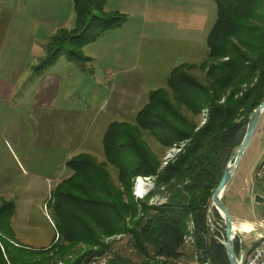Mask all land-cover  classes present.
Masks as SVG:
<instances>
[{
  "label": "trees",
  "instance_id": "trees-1",
  "mask_svg": "<svg viewBox=\"0 0 264 264\" xmlns=\"http://www.w3.org/2000/svg\"><path fill=\"white\" fill-rule=\"evenodd\" d=\"M106 1L72 0L73 27L49 38L33 70L43 72L61 56L88 62L83 48L127 21L122 12L106 11ZM211 1L215 20L205 39L206 59L173 68L164 87L149 92L132 122L109 123L101 140L104 161L79 153L65 162L71 174L51 190L46 204L56 231L50 245L31 249L17 244L10 225L14 205L0 203V264H95L113 248L107 240L123 237L141 258L139 264L176 260L186 237L192 239L197 264H229L221 244L222 220L213 209L211 230L206 213L248 117L264 100V0ZM190 70H198L202 79ZM204 108L207 120L195 131V118ZM144 135L162 151L189 142L158 170L160 159ZM108 166L115 169V180ZM137 176L155 177V190L142 201L131 195ZM153 195L164 201L149 204ZM233 245L236 255V239ZM77 247L82 250L71 259Z\"/></svg>",
  "mask_w": 264,
  "mask_h": 264
},
{
  "label": "rangeland",
  "instance_id": "rangeland-1",
  "mask_svg": "<svg viewBox=\"0 0 264 264\" xmlns=\"http://www.w3.org/2000/svg\"><path fill=\"white\" fill-rule=\"evenodd\" d=\"M124 2H127L128 8H126V12L122 13L127 16V21L119 28L121 29L119 32H125L127 35L117 40L111 37L109 41L129 40L132 48L137 50V61L134 59V54L130 59V65H132L130 72L142 76L145 80L141 106L143 107L147 102L148 93L164 87L173 68L181 64L198 65L206 59L205 39L215 20V6L211 0H124ZM70 25L72 26V24ZM63 59H65L64 56H61L58 60L61 62ZM82 65L91 67L85 63ZM71 66L75 67L76 64L72 63ZM56 68L59 70V65ZM189 72L194 77L202 79V74L198 70H190ZM86 77L89 78L90 76L87 74ZM68 85L71 89H76L78 86L76 78L72 85ZM31 87V80H27L25 83L27 90L24 96L26 103L20 108L3 110L0 106V168L6 169L0 173V191L5 192L0 194V203L9 201L14 205V213L10 220L13 240L24 247L40 249L50 245L56 235L50 211L46 208L51 193L50 186L53 185V182L48 183L43 178H33L28 173L24 175L23 169L27 171L28 164L24 163L19 147H15L17 140L25 143L26 149H28L30 141L34 140L37 131L36 126L28 119L27 115L29 110H33V107L29 105L33 102L34 97L29 91ZM65 92L66 89L63 92L61 89L59 94L63 93L64 97ZM77 93L82 94L80 91ZM85 100L86 98L81 96L80 101ZM13 101H9V105H12ZM68 101L73 102L75 99ZM203 110L207 109L204 108ZM201 112L198 118H195L197 122L195 131L205 124H201ZM112 121L109 116L104 114H100L96 120L94 119L86 132L88 142L79 152L91 153L97 160L104 161L101 140L105 126ZM68 127H70L69 123L59 124V145L63 143L73 144L78 130L69 131L67 130ZM143 140L160 159L158 170H162L168 163L173 162L189 142L188 140H181L171 145L168 149L173 148L176 153L163 166V157L168 149L162 151L159 146L155 145L153 139L146 135L143 136ZM9 150L13 154H10ZM31 150L32 145H30ZM263 159L264 111L259 117L254 133L221 196V202L233 223L246 222L254 227L260 220L262 206L255 202L254 197L257 193L261 195L263 193L260 188L263 181L258 175V168ZM33 165L38 167V164ZM107 170L111 178L115 180V169L108 166ZM39 173L43 175L42 172ZM146 177L155 185L154 176ZM142 186L147 189V185ZM155 188L156 186L154 190ZM211 215L210 221L214 225ZM3 238L0 233V240ZM186 238L185 247L180 251L176 260H159L151 264H197L191 243L186 242ZM252 239L253 234L247 236V242H251ZM110 240H112L110 244L113 248L95 264H118L121 259L126 260L129 264L140 263L141 258L131 249L127 238L109 239L107 242ZM80 250H82L80 247L75 248L70 253L71 259L76 257Z\"/></svg>",
  "mask_w": 264,
  "mask_h": 264
},
{
  "label": "crops",
  "instance_id": "crops-1",
  "mask_svg": "<svg viewBox=\"0 0 264 264\" xmlns=\"http://www.w3.org/2000/svg\"><path fill=\"white\" fill-rule=\"evenodd\" d=\"M126 8L124 0H107L105 5L108 12H126ZM70 24H74L72 0H16V4L15 0H0V106L3 110H14L25 104V83L31 80L29 91L34 97L29 105L33 110L27 115L37 131L28 149L17 140L15 147H19L24 163L28 164L27 171L22 168L23 174L53 182L50 190L70 176L71 172L64 165L70 157L88 153L79 151L88 142L86 132L91 122L100 114L113 121L132 122L143 104L145 89L144 78L130 72V59L134 54L137 61V50L129 40L109 41L111 37L117 40L126 36L125 32H119L121 29L104 33L83 48L89 58L85 64L91 67L74 63L75 68L71 66L73 62L63 59L43 72H35L33 67L43 56L49 38L58 29L71 28ZM75 78L78 86L71 89L68 84L72 85ZM61 89L62 92L66 89L64 97L63 93L59 94ZM81 96L86 100L80 101ZM72 99L75 101H68ZM11 100L13 104L9 105ZM67 123L70 125L67 130H78V133L72 145H59V124ZM4 169L1 167L0 173ZM260 188L263 192V183ZM258 194L256 196H262Z\"/></svg>",
  "mask_w": 264,
  "mask_h": 264
},
{
  "label": "water",
  "instance_id": "water-1",
  "mask_svg": "<svg viewBox=\"0 0 264 264\" xmlns=\"http://www.w3.org/2000/svg\"><path fill=\"white\" fill-rule=\"evenodd\" d=\"M263 111H264V100L255 110H253L251 115L248 117L244 136L239 146L234 151L231 152L228 162L226 163V166L222 172L220 182L216 187V189L214 190L210 198V201L208 203L206 221L210 229L213 230L214 228V225L210 221V214L213 209L216 210L224 225L225 239L224 241H221V244L225 249L229 264H239L233 249L234 238L236 234L232 230V221L223 203L221 202V196L224 189L228 185L251 136L254 133L257 121ZM254 200L259 205L263 204V200L260 196H255Z\"/></svg>",
  "mask_w": 264,
  "mask_h": 264
},
{
  "label": "built area",
  "instance_id": "built-area-1",
  "mask_svg": "<svg viewBox=\"0 0 264 264\" xmlns=\"http://www.w3.org/2000/svg\"><path fill=\"white\" fill-rule=\"evenodd\" d=\"M259 167L262 168L261 178L263 181V193L261 196L263 204L261 205L260 220L255 224V228L252 226L249 232L235 233L234 241L235 239L238 241V252L236 254L238 263L264 264V159ZM153 191L154 189L151 190V192ZM251 234H253V239L251 242H247V236ZM244 245H251V254H244Z\"/></svg>",
  "mask_w": 264,
  "mask_h": 264
},
{
  "label": "bare ground",
  "instance_id": "bare-ground-1",
  "mask_svg": "<svg viewBox=\"0 0 264 264\" xmlns=\"http://www.w3.org/2000/svg\"><path fill=\"white\" fill-rule=\"evenodd\" d=\"M207 120V110H203L201 112V124L205 123ZM175 150L173 148L168 149L166 154L163 157V166H165L168 161L171 160L173 155L175 154ZM258 175L262 177V168H258ZM142 181V182H141ZM133 187H132V195L136 201L144 200L151 192V189L154 185V182H150L147 177H136L133 180ZM147 185V189L144 188L142 185ZM154 189V188H153ZM164 199L159 195H153L150 197L149 204L157 205L160 204L159 202H163ZM252 229L251 225L244 222V223H233L232 222V230L235 233H245L249 232ZM186 242H192L191 237L186 238ZM244 254H251V245H244ZM244 264V263H239Z\"/></svg>",
  "mask_w": 264,
  "mask_h": 264
},
{
  "label": "clouds",
  "instance_id": "clouds-1",
  "mask_svg": "<svg viewBox=\"0 0 264 264\" xmlns=\"http://www.w3.org/2000/svg\"><path fill=\"white\" fill-rule=\"evenodd\" d=\"M153 188H154V185H153V187H152V189H151V190H153Z\"/></svg>",
  "mask_w": 264,
  "mask_h": 264
}]
</instances>
